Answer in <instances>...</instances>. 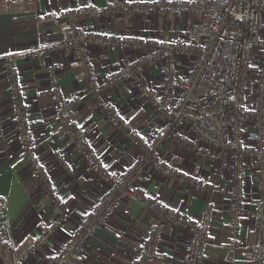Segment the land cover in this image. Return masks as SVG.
Here are the masks:
<instances>
[{
  "label": "crops",
  "instance_id": "0c3cea01",
  "mask_svg": "<svg viewBox=\"0 0 264 264\" xmlns=\"http://www.w3.org/2000/svg\"><path fill=\"white\" fill-rule=\"evenodd\" d=\"M117 1L153 0H0V200L4 207V214L0 216V264H16L44 226L56 220L47 190L33 175L30 163L20 149L4 74L3 58L6 55H13L19 68L22 98L35 137L36 158L49 168L50 186L66 208V216L54 236L35 249L22 264H48L49 256L61 250L74 228L113 184L98 179L85 166L56 117L50 87L56 84L74 103V123L85 129L98 156L118 176L135 160L138 150L109 124L99 102L113 103L129 124L146 138L162 122V118L138 96L132 80L113 79L136 56L134 53L107 52L99 47L89 49L94 80L99 85L107 84L96 95L91 91L84 69L76 64L70 51L49 53L41 50L60 41L68 23L67 11L88 5L104 8ZM199 19L193 15L175 17L169 14L143 17L121 11L79 17L78 24L97 34L191 43L195 41ZM30 50H37L34 57L25 55ZM140 74L146 86L159 85L155 68L144 67ZM57 152L70 163L69 172L56 162ZM161 158L185 175L210 185L209 189L196 191L183 180L169 177L152 167L146 168L138 179L146 195L174 211L196 221L210 216L203 264H251V248L261 238V233L254 227L255 212L264 197L259 190L257 161H246L241 228L233 235L228 227L227 210L232 186L231 167L228 165L225 172L218 175L209 161L172 142L163 144ZM156 229L160 234L158 249L155 257L146 264H184L188 231L166 221L135 198L123 195L84 245V264H136L144 241Z\"/></svg>",
  "mask_w": 264,
  "mask_h": 264
},
{
  "label": "built area",
  "instance_id": "2783aa9c",
  "mask_svg": "<svg viewBox=\"0 0 264 264\" xmlns=\"http://www.w3.org/2000/svg\"><path fill=\"white\" fill-rule=\"evenodd\" d=\"M121 11L143 17L153 14L198 16L195 41L186 43L97 34L78 24L79 17ZM65 16L68 23L62 30L60 41L41 50L49 53L70 51L76 64L84 69L91 91L96 95L107 84L99 85L94 80L89 49L99 47L107 52L134 53L136 56L113 79L132 80L138 96L162 118V122L146 138L129 124L113 103L99 102V108L109 124L138 150L135 160L118 176L98 156L85 129L74 123V103L61 93L56 84L50 87L56 117L63 124L67 138L73 142L85 166L98 179L113 184L74 228L71 238L61 250L49 256L48 264H84V245L113 212L123 195L135 198L158 212L166 221L187 230L189 240L184 264H203L205 237L211 227L210 216L196 221L174 211L146 195L138 179L146 168L152 167L169 177L183 180L196 191L210 188L201 179L185 175L162 160L161 147L165 142L187 147L195 156L213 164L218 175H222L229 165L232 186L227 198L228 227L233 235L239 233L247 159L258 163L259 190L264 195V0L117 1L104 8L84 6L67 11ZM36 53L37 50H30L25 55L34 57ZM3 60L20 149L30 163L33 175L47 190L56 213V220L44 226L31 246L16 260V264H22L35 249L44 246L54 236L66 216V208L50 186L49 168L36 158L35 137L22 98L18 65L13 55H6ZM144 67L156 69L157 87H148L142 82L140 73ZM186 131L191 135L188 136ZM55 160L66 171L71 170L62 153L57 152ZM3 214L0 200V216ZM254 227L261 233V238L251 248V264H264V197L257 205ZM159 235L156 229L144 241L136 264H146L155 257Z\"/></svg>",
  "mask_w": 264,
  "mask_h": 264
},
{
  "label": "rangeland",
  "instance_id": "374dc122",
  "mask_svg": "<svg viewBox=\"0 0 264 264\" xmlns=\"http://www.w3.org/2000/svg\"><path fill=\"white\" fill-rule=\"evenodd\" d=\"M114 52V51H113Z\"/></svg>",
  "mask_w": 264,
  "mask_h": 264
}]
</instances>
